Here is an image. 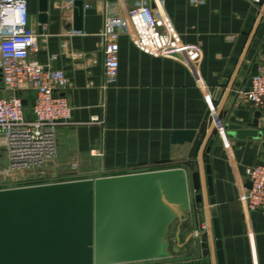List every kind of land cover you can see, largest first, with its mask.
Listing matches in <instances>:
<instances>
[{
	"label": "crops",
	"instance_id": "1",
	"mask_svg": "<svg viewBox=\"0 0 264 264\" xmlns=\"http://www.w3.org/2000/svg\"><path fill=\"white\" fill-rule=\"evenodd\" d=\"M82 1L93 3L96 10L95 15L84 17L82 31L73 30L70 9H62L60 0H48V23L42 34L38 32L39 0L27 1L31 26L39 36V51L31 59L61 70L69 82L62 95L72 107V124L56 132L51 181L183 168L188 174L199 172L205 189L204 167L210 165L216 204L208 206L203 190L198 214L192 211L183 227L180 256L137 264H217L211 237L215 218L225 264H264V220L257 212H247L240 202L248 183L246 170L264 163V121L259 118L258 127H250L257 112L240 93L264 47V0L259 5L252 0H160L162 26L183 44L200 47L199 66L189 68L149 56L122 36L116 82L107 88H103L101 38L106 0ZM130 6L122 5L121 15ZM52 56L56 61L50 62ZM260 60L264 70V59ZM206 95L211 97L214 115ZM93 118L103 123H92ZM216 122L226 133L230 127H239L255 136H224L228 144L224 146ZM173 131L196 135L191 144L173 147ZM201 226L206 227L201 238L186 243ZM201 243L209 244L206 257Z\"/></svg>",
	"mask_w": 264,
	"mask_h": 264
},
{
	"label": "water",
	"instance_id": "2",
	"mask_svg": "<svg viewBox=\"0 0 264 264\" xmlns=\"http://www.w3.org/2000/svg\"><path fill=\"white\" fill-rule=\"evenodd\" d=\"M48 9V0H39V34L48 23ZM95 14L93 3L75 1L73 30L82 31L84 17ZM261 58L264 47L240 93L249 91L263 65ZM258 119L256 113L250 127L257 128ZM195 135L173 131L171 145L191 144ZM246 136L255 132L230 127L226 133L227 138ZM204 173L205 189L199 172L175 168L0 190V264H137L178 257L183 227L192 211L198 214L203 190L208 206L216 204L210 165ZM211 237L217 264H225L217 218ZM192 238L190 234L186 243ZM208 248V243L200 244L202 256L208 255Z\"/></svg>",
	"mask_w": 264,
	"mask_h": 264
},
{
	"label": "built area",
	"instance_id": "3",
	"mask_svg": "<svg viewBox=\"0 0 264 264\" xmlns=\"http://www.w3.org/2000/svg\"><path fill=\"white\" fill-rule=\"evenodd\" d=\"M27 1L0 0V190L54 183L20 184L16 177L51 165L57 158L58 128L72 124V107L62 95L69 87L64 73L31 59L39 51V36L31 26ZM75 1L60 0V6L72 11ZM260 2L252 0L253 5ZM159 3L160 0H106L105 28L101 34L103 88L116 82L118 40L122 36H128L138 50L149 56L171 59L189 68L199 66L200 47L183 44L162 26ZM126 4L131 6L123 16L121 6ZM56 59L52 56L50 62ZM241 96L264 121L262 68L252 79L249 91ZM204 100L214 115L210 95L204 96ZM92 123L103 122L93 118ZM215 127L219 139L228 146L225 128L220 122ZM246 174L250 189L243 188L240 202L247 212H257L264 220V163L248 168ZM205 231V226L199 227L192 233L193 238H200Z\"/></svg>",
	"mask_w": 264,
	"mask_h": 264
},
{
	"label": "rangeland",
	"instance_id": "4",
	"mask_svg": "<svg viewBox=\"0 0 264 264\" xmlns=\"http://www.w3.org/2000/svg\"><path fill=\"white\" fill-rule=\"evenodd\" d=\"M51 172L52 171L50 165H46L43 166L39 172L20 174L16 178L20 184L47 183L51 181Z\"/></svg>",
	"mask_w": 264,
	"mask_h": 264
}]
</instances>
